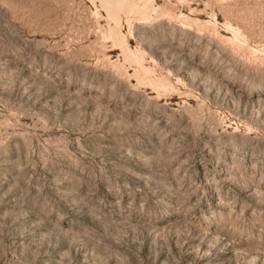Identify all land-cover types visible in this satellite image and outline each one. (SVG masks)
Instances as JSON below:
<instances>
[{"label": "rangeland", "instance_id": "obj_1", "mask_svg": "<svg viewBox=\"0 0 264 264\" xmlns=\"http://www.w3.org/2000/svg\"><path fill=\"white\" fill-rule=\"evenodd\" d=\"M0 264H264V0H0Z\"/></svg>", "mask_w": 264, "mask_h": 264}]
</instances>
